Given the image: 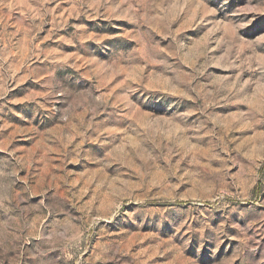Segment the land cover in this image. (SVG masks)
<instances>
[{"label": "rangeland", "instance_id": "1", "mask_svg": "<svg viewBox=\"0 0 264 264\" xmlns=\"http://www.w3.org/2000/svg\"><path fill=\"white\" fill-rule=\"evenodd\" d=\"M0 264H264V0H0Z\"/></svg>", "mask_w": 264, "mask_h": 264}]
</instances>
